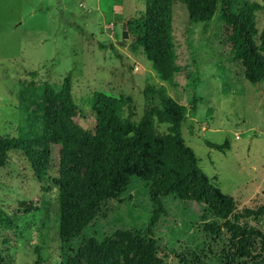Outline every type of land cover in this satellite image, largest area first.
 Wrapping results in <instances>:
<instances>
[{
  "label": "rangeland",
  "instance_id": "obj_1",
  "mask_svg": "<svg viewBox=\"0 0 264 264\" xmlns=\"http://www.w3.org/2000/svg\"><path fill=\"white\" fill-rule=\"evenodd\" d=\"M239 1L262 6L256 15L261 32L264 0ZM143 12V0H0V138L18 134L25 81L59 91L70 77L73 101L79 105L96 92L130 96L135 119L144 113L142 90L155 83L187 107L185 144L210 182L234 199L235 213L264 206V81L253 85L244 80L228 46L230 29L221 19V6L208 25L194 30L186 8L174 7L177 62L183 68L177 87L161 82L144 56L130 52V36L122 39L123 24L128 31L127 21ZM190 72L195 86L190 85ZM43 103L54 106L51 96H40L32 110ZM75 121L89 132L95 115L88 110L85 118ZM206 140L228 145L220 152ZM53 151L51 169L42 179L35 177L22 153L10 154L0 167V212L13 221L12 228L4 229L0 220L4 264H64L68 249L77 250L84 240L111 238L128 244L135 236L147 238L152 204L147 184L134 177L122 202L106 204L84 237L64 249L58 235V150ZM164 205L167 214L154 231L164 264H260L257 242L253 253L241 258L225 230L217 236L204 231L206 224L224 223L209 209L173 197L165 198ZM30 206L36 210L26 213ZM244 224L264 233V215Z\"/></svg>",
  "mask_w": 264,
  "mask_h": 264
},
{
  "label": "trees",
  "instance_id": "obj_2",
  "mask_svg": "<svg viewBox=\"0 0 264 264\" xmlns=\"http://www.w3.org/2000/svg\"><path fill=\"white\" fill-rule=\"evenodd\" d=\"M143 3V14L127 21L132 39L129 50L134 56H144L161 82L177 87L176 79L183 70L177 62L173 33L177 5L186 8L191 30L199 24L208 25L220 5L221 19L230 29L228 46L244 80L253 85L264 81V29L260 32L256 27L260 4L239 0ZM31 76L35 78L36 73ZM189 81L191 86L197 83L192 72ZM21 89L18 134L14 138H0V167L10 154L22 153L35 177L42 179L51 169L54 148L58 150V235L64 249L84 237L106 204L122 202L132 178L141 179L149 190L152 212L147 238L135 236L128 244L111 238L103 242L84 240L77 250L68 249L64 264H164L154 231L167 214V197L205 207L223 220L222 225L206 224L203 229L216 236L225 230L238 257H249L257 242L259 253L255 257L264 264V233L244 224L261 218L264 206L235 213L234 199L210 182L194 151L185 144L182 128L187 107L174 100L163 86L148 83L142 90L145 107L138 119L130 96L116 98L96 92L87 104L75 103L70 77L59 91L34 80L23 82ZM46 95L53 98L54 106L43 103L32 110L37 99ZM88 110L95 115V121L93 130L86 132L75 118H85ZM205 144L220 152L228 145L207 140ZM35 210L30 206L25 212ZM0 220L4 229L13 227V221L3 212ZM0 264H4L1 255Z\"/></svg>",
  "mask_w": 264,
  "mask_h": 264
},
{
  "label": "water",
  "instance_id": "obj_3",
  "mask_svg": "<svg viewBox=\"0 0 264 264\" xmlns=\"http://www.w3.org/2000/svg\"><path fill=\"white\" fill-rule=\"evenodd\" d=\"M129 38L128 31L126 30V23L123 24V34H122V39L127 40Z\"/></svg>",
  "mask_w": 264,
  "mask_h": 264
}]
</instances>
